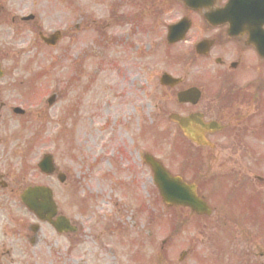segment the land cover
Instances as JSON below:
<instances>
[{
  "label": "rangeland",
  "instance_id": "1",
  "mask_svg": "<svg viewBox=\"0 0 264 264\" xmlns=\"http://www.w3.org/2000/svg\"><path fill=\"white\" fill-rule=\"evenodd\" d=\"M56 1L58 0H43V9H39L43 12L42 27L47 32L67 25L73 27L78 21L77 12L74 15L63 5L58 6ZM75 1H78L76 11H83L96 25L80 23L82 29L77 34L75 31L70 32L69 37L57 48L35 46L32 50L36 53L33 60L36 58L37 62H41L38 70H43L44 73L38 79L45 81L46 91L54 92L56 86H59L64 92L66 100L62 119L65 129L62 134L56 135L54 122L47 123L46 120L47 131L45 134L41 133V138L35 144V140L41 135V126L36 128L37 124L33 125L35 122L26 124V129L29 130L25 132L22 140L11 142V167L15 165V171L18 172L21 161L16 155L21 154L22 150L27 152L29 145L31 153L26 163L31 165V171L25 173V184L49 188L60 210L81 226V232L77 242L54 237L49 228L40 226L18 204H11L12 220L15 222L11 223V227L19 225V220L39 225L38 238L32 244L26 239L15 242L20 244L18 248L24 246L25 250L22 247L20 250L28 264H122L126 261L128 264H134L135 261L148 264L150 260L159 257L158 252L162 255L160 242L169 235L167 219L182 217L183 214L177 212L175 215L174 211H167L166 219L160 215L166 211L159 204L154 214H158L163 222L152 231L153 238L148 237V218L152 213L156 191L150 182V175L139 171L140 154L147 152L166 164L170 160L171 165L176 166L172 156L177 153L171 148L176 134L171 131L172 127L167 126L165 120L154 121L152 115H149L153 105L151 99L144 98L142 92L136 89V84L139 83L145 95H149L153 89L156 90L154 73L149 72L150 87L145 88L144 82L133 79L137 77L136 73L127 71L126 65L131 63L130 58L135 59L136 56L134 50L130 51L131 43L138 46L151 43L153 53L162 50V30L159 28L156 34H150L148 38L145 34L129 39L119 37L115 34L119 31L110 29L106 20L104 22L107 15L106 0ZM129 7L125 10H129ZM177 16L178 14L172 13L171 7L167 9V20ZM161 20L164 21L165 17ZM141 25L142 23L139 24L140 31ZM100 26L104 27L101 32L97 30ZM4 40L17 50L25 39L11 37ZM152 56L144 60V65L150 70L160 68L156 67V63L161 57ZM132 62L138 63L134 60ZM76 65V69H80L78 76L73 68ZM33 77L25 73L23 79ZM149 101L152 105L148 106ZM69 102L70 107H66ZM58 105L47 112L49 119L61 113ZM152 120L158 123V127L151 126ZM17 128L18 122L12 121L11 129ZM168 134L171 135L168 137ZM16 147V151H13ZM46 152L53 156L58 170L66 176L64 184H59L55 178L38 176L32 169L40 155ZM141 206L143 214L137 217L134 212ZM192 221L188 220V223ZM197 224L198 222H192L185 233L172 232L170 250L169 247L164 248V255L169 259L167 264L178 263L179 254L185 249L186 242L195 238ZM108 227L112 230L124 229L128 239H136L140 243L138 250L142 251H138L137 258L133 260L129 255L127 257L121 253L131 248L126 243L122 246L126 234L121 232L120 236L115 237L114 231L112 234L107 231ZM31 235L26 231L28 238ZM73 245L75 252L69 256L66 251ZM239 247L244 249L243 245ZM194 251L193 260L187 264H199L195 257L205 252L200 247ZM203 253L198 257L205 256ZM214 260L209 263L215 264L217 259ZM225 260L227 262L223 264H254L241 253H236L235 258ZM16 264L25 263L20 261Z\"/></svg>",
  "mask_w": 264,
  "mask_h": 264
},
{
  "label": "flooded vegetation",
  "instance_id": "2",
  "mask_svg": "<svg viewBox=\"0 0 264 264\" xmlns=\"http://www.w3.org/2000/svg\"><path fill=\"white\" fill-rule=\"evenodd\" d=\"M226 1L215 0L211 6L210 1H203L201 6L215 14ZM9 3L10 0H0V39L7 31L4 25L8 24L9 17V24L18 35L25 29H30L36 36L40 34L42 29L36 27L37 24L32 26L29 21L11 18ZM152 4L154 7L148 6L146 13L151 20L148 21L152 25L150 30H155L160 25L159 14L167 13V0H155ZM122 6H113L107 26L118 30L115 34L119 37L136 36L139 30L131 33L125 29L127 23L138 25L143 19L147 21V17L138 16L140 12L135 10L127 12ZM155 9L157 17L154 18ZM204 11L201 9L202 13ZM179 12L176 21H184L188 29L181 43L169 47L176 48L177 55L170 57L165 70L157 73L154 112L158 118H167L173 113L185 119L200 116L201 136L207 145H195L180 132L181 162L174 170L169 167L167 170L196 185L197 195L211 209V216H217V222L227 224L215 222L198 230L199 238L211 234V241L196 240L200 250H206V260L211 259L218 248L222 226L227 231L225 239L229 240V248L237 241L245 242L246 252L261 261L264 259L262 219H259V226L254 221L257 215L264 216V4H251L244 17V32L234 31L233 35L227 34L228 23L220 17L213 18L218 24L210 25L203 20L202 13L189 7L179 6ZM8 55V48L0 44V264H14V260L24 257L15 243L16 236L11 235V204H15L16 197L26 188V177L11 170V134L14 132L11 122L18 120V126L24 129L21 121L40 115L14 114L16 87L11 82V65L5 61ZM163 74L178 82L162 86L159 79ZM32 88L31 84L26 87L30 90L28 94ZM61 89L59 87L56 93L57 101L63 100ZM190 90L195 93L186 101L178 102V95ZM209 124L211 126L206 128ZM158 220L154 215L152 221H148L149 230L157 228ZM78 232L79 228H76L75 235ZM22 238L21 235L19 240ZM186 243L187 256L183 264L193 260L194 249L199 248L195 241ZM166 244L164 241L163 255L148 264H167ZM212 249L213 253L209 251ZM197 261L210 264L201 259Z\"/></svg>",
  "mask_w": 264,
  "mask_h": 264
},
{
  "label": "water",
  "instance_id": "3",
  "mask_svg": "<svg viewBox=\"0 0 264 264\" xmlns=\"http://www.w3.org/2000/svg\"><path fill=\"white\" fill-rule=\"evenodd\" d=\"M176 121L180 125L182 124L181 120L176 119ZM146 161L148 164H150L155 174V183L165 202H167L168 204L188 206L192 210H195L197 213L202 210V203L195 197L193 190L190 187H186L176 180H170L167 176V173H165L160 168V166L151 158L146 157ZM39 198H42L44 200V202L46 203V209L48 211L47 213L46 211H43L42 214L45 215L54 210V206L51 201V194L46 189L29 190L22 197V201L29 205L32 210L40 215V208H36V201Z\"/></svg>",
  "mask_w": 264,
  "mask_h": 264
}]
</instances>
